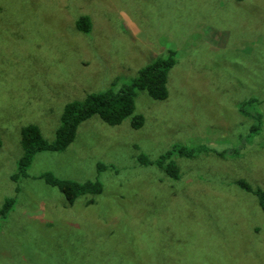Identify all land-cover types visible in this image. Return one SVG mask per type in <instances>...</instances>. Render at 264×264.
<instances>
[{"label": "rangeland", "instance_id": "obj_1", "mask_svg": "<svg viewBox=\"0 0 264 264\" xmlns=\"http://www.w3.org/2000/svg\"><path fill=\"white\" fill-rule=\"evenodd\" d=\"M168 49L167 97L135 90L140 127L94 114L11 178L23 126L53 139L66 103ZM174 147L190 155L160 166ZM43 172L102 189L68 204ZM241 179L264 192V0H0V208L14 197L0 264H264V211Z\"/></svg>", "mask_w": 264, "mask_h": 264}, {"label": "trees", "instance_id": "obj_2", "mask_svg": "<svg viewBox=\"0 0 264 264\" xmlns=\"http://www.w3.org/2000/svg\"><path fill=\"white\" fill-rule=\"evenodd\" d=\"M77 27L83 32L89 30V22L86 16L80 15L77 18ZM175 50L168 49L166 53L156 56L152 61L142 66L136 77L129 84L124 85L118 91L112 89L100 92L88 93L82 100H74L64 105L59 125L57 126L54 138L47 139L42 134L36 124H27L20 130L21 155L17 159V172L12 174L11 178L17 180L19 177H27V168L32 162L34 155L40 151H63L74 139L78 125L90 116L97 114L99 118L109 125H117L124 118L131 116V124L138 128L143 123V116L134 113L135 90H145L153 99H165L168 95L167 77L169 70L175 64ZM252 99H245L243 104ZM172 152H178L181 155H190L185 147L172 148L166 153L160 154L157 162L164 164L165 158H169ZM138 159L142 163H147L144 156ZM101 169L104 166L97 164ZM165 171L172 177L177 176V169L172 165L171 160L165 165ZM48 185L56 186L63 193L68 204H72L75 199L83 194H98L102 187L97 180H86L77 182L69 179H58L51 172H43L39 176ZM237 184L257 195L258 203L264 211V192L260 189L252 188L244 180H238ZM17 190V189H16ZM14 202V197H8L2 203L0 208V217L6 215ZM90 199L88 203H92Z\"/></svg>", "mask_w": 264, "mask_h": 264}]
</instances>
